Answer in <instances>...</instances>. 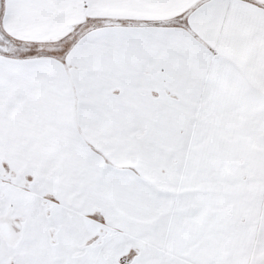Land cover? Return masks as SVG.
I'll list each match as a JSON object with an SVG mask.
<instances>
[{"label": "snow or ice", "instance_id": "snow-or-ice-1", "mask_svg": "<svg viewBox=\"0 0 264 264\" xmlns=\"http://www.w3.org/2000/svg\"><path fill=\"white\" fill-rule=\"evenodd\" d=\"M0 264H264V0H0Z\"/></svg>", "mask_w": 264, "mask_h": 264}]
</instances>
